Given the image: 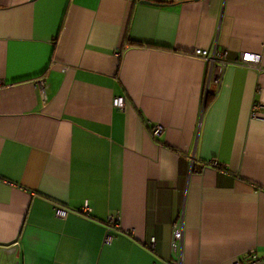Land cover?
Masks as SVG:
<instances>
[{"label": "crops", "instance_id": "crops-1", "mask_svg": "<svg viewBox=\"0 0 264 264\" xmlns=\"http://www.w3.org/2000/svg\"><path fill=\"white\" fill-rule=\"evenodd\" d=\"M147 2L0 0V264H264V0Z\"/></svg>", "mask_w": 264, "mask_h": 264}, {"label": "built area", "instance_id": "built-area-1", "mask_svg": "<svg viewBox=\"0 0 264 264\" xmlns=\"http://www.w3.org/2000/svg\"><path fill=\"white\" fill-rule=\"evenodd\" d=\"M147 1V0H143ZM118 55V53H116ZM195 56L199 59L203 60L207 63V77H206V84L204 87V93L209 91V88L211 85H219L220 84V77L222 76V69H224L227 62H225V54L218 52L216 48L214 47L212 50H201L196 49L195 50ZM259 55L254 53H242L240 55L239 61L242 63V65L246 66H253L257 69L258 63H259ZM205 99V96H204ZM112 105L117 108H121L124 106V98L123 97H115L112 101ZM264 117V105H261L260 103H255L252 107L250 118L256 119ZM161 128L157 125L152 128V133L154 135L158 134L160 132ZM91 211L88 204L85 202L83 207L81 208V212L84 214H89ZM68 214V211L64 208H58L55 209V215L59 218H65ZM112 226L117 227L118 226V219H111ZM109 228V227H108ZM109 231V229H107ZM183 229L181 224H176L174 227L173 235H172V242H171V250L174 254L178 253V250L181 249V238H182ZM112 236L110 234H107L105 237V242H110ZM180 251V250H179ZM260 257L256 255L255 252H250L248 254V259L245 262H238L236 261L234 264H254L256 263Z\"/></svg>", "mask_w": 264, "mask_h": 264}, {"label": "water", "instance_id": "water-1", "mask_svg": "<svg viewBox=\"0 0 264 264\" xmlns=\"http://www.w3.org/2000/svg\"><path fill=\"white\" fill-rule=\"evenodd\" d=\"M145 3H149V2H147V1H144Z\"/></svg>", "mask_w": 264, "mask_h": 264}]
</instances>
